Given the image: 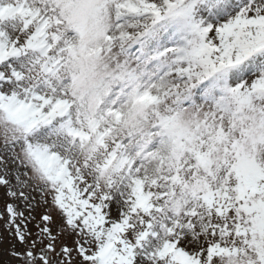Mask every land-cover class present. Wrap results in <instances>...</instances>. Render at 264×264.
<instances>
[{
    "label": "snow or ice",
    "instance_id": "snow-or-ice-1",
    "mask_svg": "<svg viewBox=\"0 0 264 264\" xmlns=\"http://www.w3.org/2000/svg\"><path fill=\"white\" fill-rule=\"evenodd\" d=\"M6 264H264V0H0Z\"/></svg>",
    "mask_w": 264,
    "mask_h": 264
},
{
    "label": "rangeland",
    "instance_id": "rangeland-1",
    "mask_svg": "<svg viewBox=\"0 0 264 264\" xmlns=\"http://www.w3.org/2000/svg\"><path fill=\"white\" fill-rule=\"evenodd\" d=\"M0 232H2V226H0ZM9 246L10 244L6 240L0 243V264H6V262L10 261V257L6 251ZM11 264H14V262H11Z\"/></svg>",
    "mask_w": 264,
    "mask_h": 264
}]
</instances>
